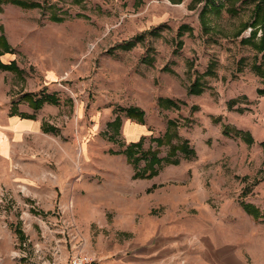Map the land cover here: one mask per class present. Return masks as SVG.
Wrapping results in <instances>:
<instances>
[{
    "label": "rangeland",
    "instance_id": "1",
    "mask_svg": "<svg viewBox=\"0 0 264 264\" xmlns=\"http://www.w3.org/2000/svg\"><path fill=\"white\" fill-rule=\"evenodd\" d=\"M32 1L41 7L0 8V51L5 41L12 48L0 58H14L6 63L12 69H0L10 72V114L27 117L18 111L24 105L42 123L14 160L21 183L0 193V264H67L78 249L86 253L75 198H111L113 182L122 202L115 209L144 199L166 234L180 237L179 264L199 263L200 250L212 244L230 255L227 264H264V57L261 28L247 26L257 0ZM181 25L187 28L178 36ZM136 35L142 37L134 46H118ZM259 62L260 73L251 67ZM44 70L53 73L47 90L29 93L58 101L35 109L21 91L26 76L36 82ZM195 78L203 88L191 94ZM159 97L176 105L158 106ZM128 107L142 110L144 122L129 118ZM116 117L119 126L111 124ZM168 120L175 124L158 144L152 139ZM224 125L248 132L252 142L225 135ZM142 135L154 154L135 167L118 150ZM182 142L192 154L180 150ZM153 155L170 161L158 167ZM57 177L67 183L63 195ZM35 188L52 196L37 198ZM99 231L91 224L94 247ZM104 234L103 247L117 240L130 252L123 232Z\"/></svg>",
    "mask_w": 264,
    "mask_h": 264
},
{
    "label": "crops",
    "instance_id": "2",
    "mask_svg": "<svg viewBox=\"0 0 264 264\" xmlns=\"http://www.w3.org/2000/svg\"><path fill=\"white\" fill-rule=\"evenodd\" d=\"M11 45L10 42H8ZM9 53L2 55L0 61L2 63H8L13 60ZM9 71L0 70V193L5 191L14 190L16 186H19L22 179L20 168L14 166V160L20 158V147L27 144V139L32 140L35 135L38 134L41 126L40 120L37 117H33L30 112V107L25 108L18 106V111L23 110L28 112L27 117H22L21 114H10L9 107V95L6 87V77ZM53 77L52 71L44 70L40 75L35 74L34 78L39 79L35 82L34 79L25 77L23 92H41L44 93L48 87V81ZM21 86V85H20ZM39 95V94H38ZM17 105H21L20 103ZM48 105V104H47ZM48 106H51L50 104ZM29 143V141H28ZM62 168V167H61ZM63 169V168H62ZM31 174V172H26ZM25 174V173H24ZM25 174V175H29ZM110 174H116L115 170H111ZM34 175H36L34 173ZM30 182V180H29ZM42 184H45V178L42 179ZM57 186L62 187L60 194L63 195V189H66L65 179L57 177ZM113 182L112 190L109 189L112 194L111 198H83L78 200L75 198L76 207L78 211V224L84 231L85 239V251L90 260L102 259V264H179V250H180V237L172 233L171 235L164 231V224L157 221L156 216H151L150 204L144 199L136 200L132 199L128 201L127 207L130 210L115 209L121 207L122 202H117L116 187ZM25 184H27L25 182ZM38 187V186H36ZM110 187V185H109ZM94 188V186L92 187ZM40 190L35 188L34 195L37 198L45 197L50 198L51 193H37ZM67 190V189H66ZM94 193V192H93ZM114 196V198H112ZM67 200V197H66ZM112 200V201H111ZM44 202L43 200H40ZM45 203V202H44ZM113 207V210L106 211V208ZM110 213V218L107 216ZM155 217V218H154ZM91 224H96L100 231L96 235L97 246L94 247L90 242V228ZM110 232L109 237L114 238L117 232H123L125 236H128L126 245H130L129 253H125L126 250H122V245L115 240V242H109L107 246L103 247V238H105V232ZM89 240V241H88ZM209 241H212L211 239ZM202 245L206 246V241L201 240ZM213 249L203 248L200 250V258L196 264H227L226 257L229 254H222L220 248H216L214 244ZM200 249V248H197ZM202 252V253H201ZM178 255V256H177ZM191 260L185 259L184 264H189Z\"/></svg>",
    "mask_w": 264,
    "mask_h": 264
},
{
    "label": "trees",
    "instance_id": "3",
    "mask_svg": "<svg viewBox=\"0 0 264 264\" xmlns=\"http://www.w3.org/2000/svg\"><path fill=\"white\" fill-rule=\"evenodd\" d=\"M75 1L80 2L81 0H75ZM5 3H11V4L16 5L18 7H21L23 9L41 7L39 2L32 1V0H0V8H1V5L5 4ZM231 11L235 13V9H231ZM200 14L203 15L204 12H201ZM50 18H51V20L56 21V22H60L63 20L62 17H58L55 14H52ZM247 26L250 28H255V29L261 28V35H260L261 43L259 44L260 45L259 49H262V57H264V0H257L256 3L254 4L253 17H252V20L247 24ZM186 28H187L186 26L181 25L178 29L177 35L178 36L182 35L183 31L186 30ZM255 33H256V31H253L251 33V35L254 36V35H256ZM141 37H142L141 35H136L132 39L124 41L123 43L119 44L118 46L121 48H124V49H128V48L134 46L135 43L141 39ZM245 39H247V38H245ZM0 40L4 41V37L2 35H0ZM246 41H249V40H246ZM2 43H3V52L0 51V55H1V53H5V52L11 53L12 48L9 47L8 43L6 41L2 42ZM179 43H181V41L178 42V46L181 45ZM150 60H151V58H149L146 61H150ZM11 65H13V64H5V63H2L0 61V69L10 70L14 67V66L12 67ZM260 65H261V62L252 63L251 67L253 69H256L258 73H260V70H261ZM211 67H212V63L208 64V68L205 71V73H210L212 71ZM202 88L203 87L201 86L199 79L195 78L194 81L190 84L188 92L191 94L199 93L200 91H202ZM258 92L264 94V89H260ZM22 98L27 99L29 104L31 106H33L35 109L39 108L42 105V103H44V102L55 104L58 101V99L56 98V96L54 94H41L40 96H37V95L31 94V93H23ZM157 102H158V106H161V107H163V106L166 107V106H170V105L175 106L176 105L172 99L166 98V97L165 98L159 97ZM125 112L129 118L136 119L139 123L144 122L143 121L144 120V118H143L144 112L142 110L138 109L137 107H128L125 110ZM111 124H114V125L116 124L119 126V119L116 117ZM174 124H175V121L168 120V129H166L165 133L161 137L153 138L152 140H156V142L158 144H161V142H163L165 140L167 142V139H168L167 136L169 135V133H168L169 127H171V125H174ZM223 133L225 135L232 133L236 137H242V139L247 143L252 142V137L248 132H243L240 130L231 131V127H229L227 125L226 126L224 125ZM146 138L147 137L145 135H142V136H140V138L137 141L129 142L126 146H124L123 149L118 150V152L124 153L127 156V159L131 163H133V165L135 167H137V162L139 159H141V158L144 159V158L148 157V153L154 154V152H152L150 147H148L147 149L143 148V144H144V141L146 140ZM109 139H111L110 136H109ZM184 143L185 142H182L179 145L180 150L187 155H188V153L192 154L193 150L190 147L185 146L186 144H184ZM263 147H264V145H263ZM137 153H141V156H136ZM151 158L154 160V163L158 165V167L160 165H162L163 161H166V162L170 161L166 157L159 158L155 155L151 156ZM157 171H158V168L152 169V171L148 174V176L156 174ZM139 173L141 174V172L139 170H135V172H134L135 175H137V174L139 175ZM244 207L248 210V212L251 211V206L244 204Z\"/></svg>",
    "mask_w": 264,
    "mask_h": 264
},
{
    "label": "built area",
    "instance_id": "4",
    "mask_svg": "<svg viewBox=\"0 0 264 264\" xmlns=\"http://www.w3.org/2000/svg\"><path fill=\"white\" fill-rule=\"evenodd\" d=\"M90 261L87 255L78 249L73 253L67 264H89Z\"/></svg>",
    "mask_w": 264,
    "mask_h": 264
}]
</instances>
